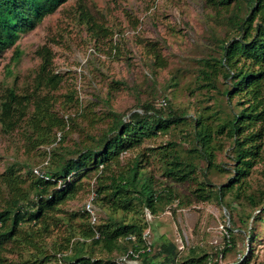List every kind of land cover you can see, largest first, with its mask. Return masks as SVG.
<instances>
[{"label":"rangeland","instance_id":"374dc122","mask_svg":"<svg viewBox=\"0 0 264 264\" xmlns=\"http://www.w3.org/2000/svg\"><path fill=\"white\" fill-rule=\"evenodd\" d=\"M213 3L69 0L36 29L21 34L16 45L0 58V96L14 89L35 103L48 99L46 107L65 118L66 129L53 132L51 144L38 146L36 134L28 126L31 115L10 134L0 123V211L8 200L3 179L10 167L28 183L36 179L34 168L54 171L59 159L73 156L69 151L91 145L89 135L107 132L113 114L128 120L135 112L143 113L146 104L165 116L171 111L190 116L203 113L218 125L229 114L239 112L237 99L229 102L223 95L230 85L221 75L212 84L215 88H200L206 85L201 75L203 60L220 56L222 42L238 33L231 16L246 13L243 5L233 3L228 13L221 11L219 16L220 7L216 9ZM43 51L50 52L49 70L61 80L57 90L48 88L46 81L41 85L38 79ZM162 101H167L166 109L161 108ZM194 132V125L188 122L146 141L139 150L122 154L124 167L137 155H145L142 165L154 188L171 192L176 201L157 204L156 214L137 205L130 214L118 212L114 218L148 225L144 236L152 245L151 257L159 256L161 245L169 241L178 247L182 261L194 251L197 256L208 257L206 264H264V138L261 158L245 179L241 199L228 194L221 204L214 198L198 202L193 192L200 184H210L215 191L229 183L237 167L233 140L215 135V163L219 168L209 169L204 156L194 150ZM60 133L64 139L58 141ZM167 144H173L170 150L195 166L188 182H176L167 174L159 155V147ZM99 175L97 171L84 172L72 179L82 188L62 206L61 219L85 213L84 205L97 195ZM247 196L260 206L255 207ZM227 203H232L230 208ZM93 206L98 218L95 228L100 231L99 226L109 221L112 212L95 201ZM82 223L79 218L73 221L76 227ZM72 235L66 224L52 227L46 249L52 252L66 247V239ZM78 242H87L86 253L98 260L116 262L126 255L109 254L102 246L92 245V240L82 239L78 231L71 239L69 254Z\"/></svg>","mask_w":264,"mask_h":264},{"label":"trees","instance_id":"16d2710c","mask_svg":"<svg viewBox=\"0 0 264 264\" xmlns=\"http://www.w3.org/2000/svg\"><path fill=\"white\" fill-rule=\"evenodd\" d=\"M68 1L0 0V58L16 45L21 34L36 29L46 17L54 14ZM213 1L216 9L220 7L219 16L221 11L228 13L234 4L243 5L246 13L242 17L240 13L231 16L230 21L236 26L238 33L235 38L222 42L220 56L203 60L201 75L206 85H201L200 88H215L212 84L221 75L230 85L223 91V95L228 97L229 102L237 99V104L241 107L239 112L229 114L215 127V123L209 122L211 116L203 113L190 116L185 112L171 111L165 116L152 105L145 104L142 106L143 113L135 112L128 120L113 114L112 124L107 132L99 136L89 135L91 145L81 150L69 151L68 154L73 155L69 159H59L54 171L46 172L53 181L36 178L28 183L10 167L3 179L8 200L0 211V264H116L113 260L102 261L89 256L85 251L87 242L72 245L69 254L71 239L77 231L82 239L92 240V245L102 246L109 254H127L130 250L145 248L144 232L148 225L135 221L128 223L125 218L118 220L114 218V214H130L137 205L156 214L157 204L162 201L174 202L176 197L171 192L154 188L152 178L146 175L142 165L145 155H137L125 167L121 156L124 152L139 150L146 141L158 135L169 134L172 127L186 125L188 122L194 125V150L200 151L204 156L209 169L219 168L215 163L214 145L215 135L218 134L233 140L234 161L237 163L235 174L227 185L214 191L209 188L210 184H200L193 192L196 200L207 202L214 198L223 204L228 194L234 196L235 200L241 199L245 179L261 158L264 138V0ZM42 55L43 64L38 79L41 80V85L46 81L48 88L57 90L61 80L49 70L51 54L43 51ZM44 100L46 102H32L34 100L30 97L18 95L14 89L3 92L0 96V123L5 132L10 134L18 129L25 118L31 115L28 126L36 134L37 145L51 144V138L56 132L65 131L66 121L64 117L53 114L46 107L49 100ZM167 107L168 103L161 108ZM30 109H33L32 113ZM187 116H190L189 120L186 119ZM93 123L97 121L93 120ZM62 138L64 139L63 136ZM173 147V144L159 147L161 160L167 167V174L176 182H188L195 172V166L175 155L170 150ZM220 170L223 171L222 168ZM92 171L100 173L95 203L112 212L109 221L99 226L100 238L97 240L87 214H73L65 219L60 217L63 214L62 206L74 199L82 188V185H77V181L72 179ZM59 182L64 187L59 188ZM247 198L255 207L260 206L256 205L253 197ZM231 204L227 203L226 207L230 208ZM77 218L83 223L76 227L73 221ZM259 218L261 219L260 216ZM61 223L68 225L73 235L66 239V247L60 246V249L50 252L46 249V239L52 227ZM129 237H135L136 240H128ZM252 240L254 242L255 239ZM179 254L178 247L167 241L161 245L159 256L151 257L150 252L146 253L141 257L140 263L208 262V257L197 256L194 251L184 261L179 259Z\"/></svg>","mask_w":264,"mask_h":264},{"label":"built area","instance_id":"2783aa9c","mask_svg":"<svg viewBox=\"0 0 264 264\" xmlns=\"http://www.w3.org/2000/svg\"><path fill=\"white\" fill-rule=\"evenodd\" d=\"M161 107H165L166 106V102L162 101L160 104ZM62 138V134L60 133L58 135V141H61ZM46 165H48V161L45 162ZM44 165V166H46ZM33 176L39 180H43V181H53V179L45 172V170L43 169L42 166L34 168L33 169ZM59 188H62L64 186H62V183L59 182ZM95 201V196L93 195L91 197V199L84 205L83 210L84 212L88 215L89 217V222L91 227L94 230L95 233V239H99L100 238V232L96 230V225H97V216H96V211H95V207L93 206V202ZM128 240L131 241H135V237H129ZM144 240L146 241V238L144 236ZM145 248H142L138 251L135 250H131L129 251L126 255H124L123 257L119 258L118 261H116V264H140V259L141 257L146 254L149 253L151 251V244L148 243L146 241L145 244ZM72 264H80V263H72Z\"/></svg>","mask_w":264,"mask_h":264}]
</instances>
